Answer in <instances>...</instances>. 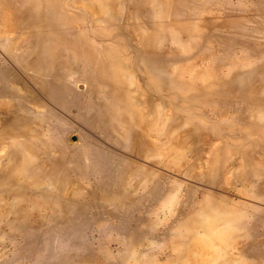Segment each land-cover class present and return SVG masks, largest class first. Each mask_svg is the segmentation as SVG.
<instances>
[{"label": "rangeland", "instance_id": "rangeland-1", "mask_svg": "<svg viewBox=\"0 0 264 264\" xmlns=\"http://www.w3.org/2000/svg\"><path fill=\"white\" fill-rule=\"evenodd\" d=\"M47 33L129 59L146 150L100 167L76 120L26 139L0 106V264H264V0H0V101Z\"/></svg>", "mask_w": 264, "mask_h": 264}, {"label": "bare ground", "instance_id": "bare-ground-1", "mask_svg": "<svg viewBox=\"0 0 264 264\" xmlns=\"http://www.w3.org/2000/svg\"><path fill=\"white\" fill-rule=\"evenodd\" d=\"M28 47L25 54L6 53L10 67L20 71L17 80L28 87L25 93L19 87L5 88L1 93L7 99L1 100L0 106L6 111L16 106L19 113L16 135L27 139L38 132L39 122L58 127L56 119H74L82 130L81 155L92 164L109 166L112 153L130 152V146L137 143L145 152L147 117L136 107L130 87L124 85L125 73L136 72L133 67L126 70L128 58L90 40L58 38L52 33ZM82 82L85 87H81ZM25 101L42 109L31 108ZM42 204L38 201L36 206Z\"/></svg>", "mask_w": 264, "mask_h": 264}]
</instances>
